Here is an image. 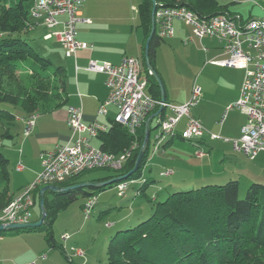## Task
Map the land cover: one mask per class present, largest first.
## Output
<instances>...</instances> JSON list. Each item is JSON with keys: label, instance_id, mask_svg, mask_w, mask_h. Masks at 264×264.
Wrapping results in <instances>:
<instances>
[{"label": "trees", "instance_id": "1", "mask_svg": "<svg viewBox=\"0 0 264 264\" xmlns=\"http://www.w3.org/2000/svg\"><path fill=\"white\" fill-rule=\"evenodd\" d=\"M156 2L158 7L185 6L200 19L228 13V6L221 5L217 0ZM32 4L33 0H0L1 141L13 139L12 129L17 126L19 118L52 113L68 105V75L65 67L54 60L49 45L38 43L40 38L45 41L42 36L31 35L35 29L30 12ZM152 10V0H140L139 19L146 39L152 30ZM163 41L155 33L148 47L146 57L155 72L157 49ZM144 64L148 92L155 99L161 100L160 86L154 76L150 75L146 59ZM145 124L133 136L126 128L114 122L108 131L98 136L100 148L115 155L137 144L132 157L120 171H87L54 186L69 188L87 182L106 183L126 176L133 169L144 143ZM149 129L152 131V124ZM150 149L151 139L139 170L126 179L100 187L75 188L62 193L48 192L45 195L44 223L35 228L0 232V244L1 239L7 236L44 233L51 249L61 251L69 264H76L73 255L68 256L54 236L53 223L56 217L80 196L89 199L97 197L115 184L117 187L122 182L132 180L142 181L136 197L153 203L154 199L148 198L146 192L155 179L143 176L144 167L150 160ZM9 166L10 160L0 150V216L15 197L8 183ZM95 171L108 173L103 177L82 179ZM43 187L39 186L33 195L35 205L40 208V215L35 222L42 214L40 190ZM153 206L151 215L141 217L133 227H120L110 238L107 262L104 264H264V184H251L243 199L240 198L239 180H231L224 185L208 184L173 192L164 201L153 203Z\"/></svg>", "mask_w": 264, "mask_h": 264}, {"label": "built area", "instance_id": "2", "mask_svg": "<svg viewBox=\"0 0 264 264\" xmlns=\"http://www.w3.org/2000/svg\"><path fill=\"white\" fill-rule=\"evenodd\" d=\"M86 1L33 0L30 12L35 28L43 24L53 30L45 36V39L55 38L68 58L74 57L79 50L92 48L76 38L77 25L91 23L90 19L83 18L80 13ZM232 1L239 2V0ZM244 2L260 7L263 16L244 20L239 15L220 14L208 19H200L185 6L162 7L155 13V22L156 34L162 40L175 36L174 23L177 21L191 28V36L184 41L185 45L207 37L218 39L224 44L227 58L217 64L244 70L240 98L230 109H240L247 116V124L242 128L241 136L233 141V148L236 152L243 153L248 159L254 160L264 152V8L261 5L264 4V0H244ZM62 17L65 19L62 20ZM60 25L62 29L56 30ZM87 71L106 75L109 95L100 105L99 115L106 116L109 108L115 107L117 109L115 123L136 136L148 117L163 108L157 122L159 133L155 136L154 153L160 152L168 140L177 136V127L183 119H186V126L180 133V137L186 141L195 142L198 147L197 157L205 156L206 153L197 145V140L202 139L207 131L202 122L192 115L193 108L199 105L202 98V89L197 84L194 85L186 103L174 105L157 100L149 94L148 80L143 77L142 64L136 58L125 56L119 65L91 62ZM149 73L152 75V71L149 70ZM37 117V114H33L19 118L20 122L25 123L23 132L25 137L32 133ZM67 124L72 131L71 140L52 152L42 154L43 169L37 181L14 197L0 216V224L7 226L31 223L35 205L33 195L39 186L63 183L87 171L100 169L120 171L138 147L134 143L124 153L115 155L92 146L91 140L108 131L109 127L97 122L85 124L81 106L68 107ZM210 138L221 139L212 133ZM17 169L23 170L24 166L19 164ZM173 172V170H166L163 176L171 175ZM137 181L118 184V194L124 196L129 186ZM96 203L97 197L89 199L84 207L87 216L91 215ZM84 255L80 249L73 253L74 257Z\"/></svg>", "mask_w": 264, "mask_h": 264}, {"label": "rangeland", "instance_id": "3", "mask_svg": "<svg viewBox=\"0 0 264 264\" xmlns=\"http://www.w3.org/2000/svg\"><path fill=\"white\" fill-rule=\"evenodd\" d=\"M243 1L241 0L240 2ZM253 7L250 4H246L242 10L245 15H248V11L251 8L256 12H260L258 7ZM52 31L41 24L31 32V35L39 37L43 33H51ZM38 43L49 45V42L43 41L42 38H40ZM165 47L166 45H163L161 51H159V67L167 80L169 91L173 97L182 96L185 93H192L195 84L201 87V102L198 107L194 108L193 112L199 116L205 130L215 133L221 139L210 142L212 149L208 158L211 160V165L208 162V158L199 160L196 157V149L189 141V143H185L177 140L173 148L176 152V154L174 152L173 154L176 158L179 157L178 162H173L177 168L176 175L164 177L163 173H161L163 167L161 153H154L155 136L159 133V129L156 128V122H154L150 136V160L144 167L143 176L154 178L155 183L148 188L147 197L154 199L153 203H156L157 201H164L169 194L176 191H186L208 184L224 185L231 180H239L240 198H245L247 189L251 184H264V157L261 156L263 158L262 162L261 157L256 161H252L243 153L234 150V140L231 143L224 141V139L228 140V138L221 132L220 123H224L226 130L229 129L230 131L247 124V116L240 109H230L240 98L239 96L237 100H235L236 98L233 99L236 78L229 71L219 70L209 65L210 60L217 59L218 62H221L225 60V57L206 54L202 48H196V45L193 44L189 46L181 44L172 49L167 47V50L163 49ZM54 60L56 61V59ZM208 123H213L210 129L208 128ZM22 129L21 124L17 123V126L12 129L13 139L0 140V150L10 160V179L8 183L12 192H18L23 184L27 185L29 183L30 179L29 174L20 176L15 170L19 157ZM200 147L204 148L203 145ZM41 155L37 157L35 162L40 168L43 161ZM154 157L155 159L153 160ZM41 172L26 187L33 185ZM107 173V171H95L83 176L82 179L89 180L94 177H103ZM257 176H262L263 178H254ZM252 177L257 180L253 181ZM141 185V180L131 184L123 197L118 194L116 184L112 188L101 192L97 195L98 201L90 216H87L84 208L89 198L83 196H80L66 210L60 212L53 223V233L58 243L63 245L66 254L69 256L73 251L80 249L85 254L84 258L80 260L82 263H106L110 238L117 233L118 229L120 227H133L132 225H136L141 217H148L153 212V203L148 202L145 198L136 197L137 190ZM25 188L20 191L22 192ZM32 215V220L37 219L40 215L39 210L34 209ZM121 220L130 224L121 226V224H118L123 223ZM109 224H112V227H108ZM4 239L7 242L5 243L2 240L0 244V264L1 262L17 264L15 261L19 260L12 253L13 251L21 250L19 248L33 250L34 248H40V246L46 248L47 253L51 252L59 257L61 264H69L61 251L51 250L44 233H21ZM46 252L44 251L43 253ZM43 253L41 254L43 255ZM52 255L50 254L49 256L50 263L58 264L56 262L58 258H54Z\"/></svg>", "mask_w": 264, "mask_h": 264}, {"label": "crops", "instance_id": "4", "mask_svg": "<svg viewBox=\"0 0 264 264\" xmlns=\"http://www.w3.org/2000/svg\"><path fill=\"white\" fill-rule=\"evenodd\" d=\"M221 5L228 6V13L231 15H239L244 20H248L253 17H262L263 11L260 7V12L254 11V9H250L248 11V15H245L242 8L246 4H250L247 2H240L233 3L232 0H217ZM139 4L140 0H87L81 7L80 13L83 18H88L91 20V23H81L77 25V35L76 38L79 42L87 43L92 46L89 50H79L74 57H66L65 53L60 45V43L55 39L52 38L50 40H46L45 36L49 33H43L41 36L44 38L46 42H49V47L52 49L53 56L56 59L59 65L65 67L67 71V99L68 105L63 108L56 110L52 113L41 114L38 115L35 123V127L32 133L25 137L23 132L25 128V123L17 121L22 126L21 131V145L19 146V157L17 159V165H15V170L20 176L28 175L29 174V183L24 185L20 188L22 190L29 184H31L35 179V176L42 171V164L41 168L39 165L35 164L37 157H40L41 154L52 152L56 150L58 147L66 145L72 137V132L67 124V109L69 106H81L83 108V121L85 124L89 125L94 122L104 124L109 128L115 122L114 118L117 114V109L115 107L109 108V113L106 116H101L98 114L100 105L107 99L109 95V90L106 86V75L101 73H94L87 71V68L91 62H98V63H110L113 65H119L125 56L133 57L138 59L142 64V75L146 77V72L144 70L145 67V59L146 64L148 67V60L146 57V34L144 29L140 25L139 19ZM252 7L253 5L250 4ZM264 8V4H261ZM254 8V7H253ZM62 20L65 17L61 18ZM132 23V24H131ZM175 29L176 34L173 38L164 40L161 45L157 49V57H156V73L160 77L162 84L165 89V95L167 98V102L174 104V105H181L186 103L190 96L191 92L185 93L182 96H174L171 94L168 88L167 80L160 70V52L163 45H166L165 48L172 49L173 47H177L179 45L189 46L191 44L196 45V48H202L206 54H211L215 56H224L225 59L227 58V54L224 51V44L220 42L216 38H204L203 40H195L194 42L185 45L184 41L191 36V28L183 24L182 22H175ZM61 30L62 26H58L56 30ZM156 33V32H155ZM52 42V43H51ZM217 59H212L209 61V65L219 70L229 71L235 78V94L233 95V99L237 100L240 96V89L242 86L243 78H244V70L223 67L217 64ZM194 87V86H193ZM162 96V95H161ZM199 106V105H198ZM196 106V107H198ZM195 107V108H196ZM194 110V108H193ZM192 110V115L196 118L199 116L196 115L195 112ZM156 113H153L148 117H152L150 124L154 122H158V117L155 116ZM244 114V113H243ZM245 115V114H244ZM246 116V115H245ZM247 118V117H246ZM147 119V120H148ZM215 122V121H214ZM220 130L223 134H225L228 138L224 139V141L232 142V140H236L241 136V129L242 127L235 128L233 130H226L224 123H220ZM204 125V124H203ZM210 127L213 123L207 124ZM186 126V119H183L179 126L177 127V136L173 141L168 140L162 148L161 159L163 161V167L161 173L166 172V170H173V174L164 176V177H172L176 175L177 168L173 162H178V158L175 157L174 154L176 152L173 150L175 143L177 140L182 142H187L180 138V133L185 129ZM206 127V125H205ZM208 129V130H209ZM109 130V129H108ZM219 130V131H220ZM207 131V129H206ZM212 133V132H211ZM215 134V133H212ZM201 140V141H200ZM198 141V144L204 151L206 150V154L203 158L197 157L199 160H205L206 158L210 157V150L212 146L210 142L215 141L210 138V131H207L202 139ZM91 145L94 147L100 148V140L99 138H94L91 140ZM190 144L196 149L198 147L195 145V142H190ZM210 144V145H209ZM174 152V154H173ZM42 156V155H41ZM261 156L264 157V152L260 153L254 160L256 161ZM155 157L153 158V160ZM152 160V161H153ZM263 158L261 157V162ZM172 161V162H171ZM208 162L211 160L208 158ZM22 164L24 166L23 170H18L17 166ZM261 165V164H260ZM262 166V165H261ZM254 178H263L262 176H257ZM251 178L253 181L257 180ZM264 179V178H263ZM155 183V182H154ZM153 183V184H154ZM178 187V186H177ZM11 190V188H10ZM12 192L17 196L21 191ZM50 192V191H48ZM46 192V194H48ZM45 194V195H46ZM126 195V194H125ZM123 197V196H122ZM106 205V203H105ZM41 207V206H40ZM34 209H38L40 213V208L34 205ZM36 220V219H35ZM35 220L33 219L32 222ZM138 220V219H137ZM123 223L121 226H125V221L121 220ZM108 227H112V224H109ZM21 234V233H20ZM19 235V234H17ZM14 236V235H13ZM16 236V235H15ZM8 237V236H7ZM6 238V237H4ZM1 239L3 242H7L6 239ZM21 250L13 251L19 261L17 264H28L35 262L36 264H52L49 261L50 254L56 259L58 264H61L60 258L55 256L54 253H47V249L43 246L40 248L29 249H22ZM46 253H43L44 251ZM52 250V249H51ZM54 250V249H53ZM43 253V255L41 254ZM74 253V251H73ZM70 254V255H73ZM26 255V256H24ZM85 256V255H84ZM79 256L74 257V263L76 264H85L82 263L80 260L84 258ZM45 257V259H43ZM1 259V258H0ZM80 263H79V261ZM1 264H11L9 262H1Z\"/></svg>", "mask_w": 264, "mask_h": 264}, {"label": "water", "instance_id": "5", "mask_svg": "<svg viewBox=\"0 0 264 264\" xmlns=\"http://www.w3.org/2000/svg\"><path fill=\"white\" fill-rule=\"evenodd\" d=\"M152 3H153V10H152V30H151V33L147 39V42H146V56H147V51H148V47L150 45V42L153 38V36L155 35V32H156V22H155V13L157 12V10L159 8H162V7H158V4L156 2V0H152ZM148 69L150 71H152V75L154 76V78L157 80L159 86H160V89H161V95H162V98H161V101L163 102H166V95H165V89H164V86L162 84V81L160 79V77L158 76V74L153 71V69L151 68L150 66V63L148 62ZM163 112V108H160L155 116L158 117L160 116V114ZM153 118L150 117L145 123V138H144V143L138 153V156L136 158V162H135V165L133 167V169L124 177L122 178H117L115 180H111L109 182H106V183H95V182H87V183H83V184H79V185H76V186H72V187H69V188H62V187H59V186H54V185H49V186H44L43 188H41L40 190V206H41V217L40 219L37 221V222H31V223H28V224H13V225H0V232H4V231H9V230H20V229H29V228H35V227H39L41 226L44 221H45V218H46V212H45V208H44V203H45V194L46 192L48 191H52V192H55V193H62V192H66V191H69L71 189H75V188H89V187H100V186H105V185H108V184H113L115 183L116 181L118 180H123V179H126L128 177H130L131 175H133L134 173H136L140 166H141V163L143 161V158L145 156V153H146V149H147V146L149 145L150 143V136H151V131L149 129V126H150V122ZM156 128H158V126H156Z\"/></svg>", "mask_w": 264, "mask_h": 264}]
</instances>
